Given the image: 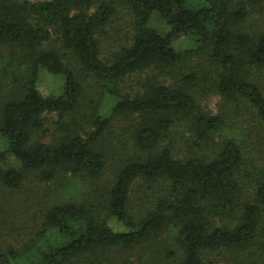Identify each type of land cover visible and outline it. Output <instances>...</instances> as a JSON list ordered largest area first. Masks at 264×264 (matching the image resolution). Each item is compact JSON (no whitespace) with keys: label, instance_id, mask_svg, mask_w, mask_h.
Masks as SVG:
<instances>
[{"label":"trees","instance_id":"1","mask_svg":"<svg viewBox=\"0 0 264 264\" xmlns=\"http://www.w3.org/2000/svg\"><path fill=\"white\" fill-rule=\"evenodd\" d=\"M263 1L0 0L1 185L17 191L31 174L41 183L63 174L99 178L113 117L132 121L131 149L109 185L95 183L88 200L41 209L36 235L54 230L61 240L40 251V264L107 261L115 248L164 233L180 253L178 264H204L208 253H228L231 264H264V163L248 153L264 140V26H244ZM111 30L119 42L105 55L102 37ZM180 36L193 46L176 50ZM41 69L62 76L58 93L38 90ZM137 74L144 75L139 88L123 91ZM89 82L111 97L108 114L87 98ZM207 94L219 96L218 112L201 107ZM231 108L252 110L262 136L246 127L244 137L221 134ZM50 112L59 115L54 131L44 126ZM178 123L188 125L192 147L211 153L176 156L161 146ZM136 181L151 191L135 218L128 202ZM109 217L127 229L113 230ZM10 258L8 249L1 264Z\"/></svg>","mask_w":264,"mask_h":264},{"label":"rangeland","instance_id":"2","mask_svg":"<svg viewBox=\"0 0 264 264\" xmlns=\"http://www.w3.org/2000/svg\"><path fill=\"white\" fill-rule=\"evenodd\" d=\"M151 24L160 25L159 20L157 21L155 18ZM244 26L252 30L261 29L264 26V1L249 11ZM120 27L121 29L118 27L117 30H119V36L122 38L126 35V24L121 21ZM113 36L114 32L111 30L110 34H104L102 37L104 41L103 53L105 55L114 49L119 42L113 39ZM192 46V40L183 36L173 41V47L176 50L188 49ZM143 77V74H137L126 79L123 83V91L131 92L137 90ZM167 80L169 81L170 78L167 77ZM62 82L61 75H53L41 69L36 86L44 95L49 93L56 94L61 90ZM84 91L87 98L90 97L100 102L99 114L105 115L109 113L111 97L108 93L97 90L90 82L87 83V87L84 86ZM2 92L0 91V97ZM200 102L201 107L205 110L213 113L219 111L220 98L216 94H207L201 98ZM245 109L241 108L238 111L231 108L225 124L220 127V133L241 137V134H244L243 129L246 127L254 131V133H258V136L261 137L262 129L254 117V112L250 109ZM58 120V113H47L44 117V126L49 131H54ZM131 123L132 121L128 117L122 115L113 117L112 126L104 134L103 138L108 156L107 166L99 178H89L84 174H63L54 182L41 183L31 174L27 176L25 185L17 191H9L0 184V255L8 253V249H11L15 254V258H10L7 264H26L30 260H35L37 264H40L38 261L40 251L44 250L48 244L53 243L55 240L56 242L61 240L56 239L58 236L54 230L44 231L42 234L36 235L37 228L42 223L41 209L54 202L88 200L94 195L95 183L99 187L109 185L118 159L131 149L132 144L129 140L130 131H132ZM246 134L248 135V132ZM247 135H245V140ZM189 137H191V132L188 129V125L178 123L174 127L172 138L163 141L161 146L168 145L176 156L211 153L208 149L192 147ZM50 138L51 135L47 134L44 140H49ZM4 145V138L0 137V150L4 148ZM252 145L255 146V142ZM252 145H250L248 153H252L259 163H264V140L263 143L259 141L258 144V149L263 150L260 155L256 152L258 149H252ZM7 159L10 160L11 157L7 155ZM150 191L149 184L144 181H136L132 184L128 204L129 213L135 218L144 211V207L147 205L145 199L150 194ZM107 224L113 230L127 229L122 222L117 221L113 217L107 219ZM162 238L153 242L140 243L128 250L115 248L116 250L110 253L111 258L107 261L100 260L94 264H178L180 253L177 251L172 237L164 233ZM9 257L11 256L9 255ZM203 260L204 264H231V257L228 253L220 255L218 253H208L203 256ZM86 262L81 260L77 264H92L91 262Z\"/></svg>","mask_w":264,"mask_h":264}]
</instances>
